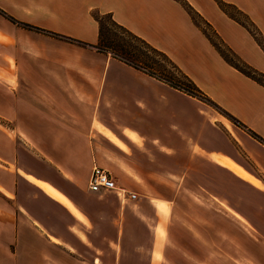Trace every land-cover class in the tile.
I'll use <instances>...</instances> for the list:
<instances>
[{"label":"crops","instance_id":"crops-1","mask_svg":"<svg viewBox=\"0 0 264 264\" xmlns=\"http://www.w3.org/2000/svg\"><path fill=\"white\" fill-rule=\"evenodd\" d=\"M224 1L264 14V0ZM183 12L176 0H0V264H165L167 241L186 252L202 229L223 231L179 207L185 192H223L228 244L264 264V85L233 66L226 82L185 72L194 96L97 48L96 15L159 48L185 39L176 24L193 31ZM94 164L140 197L91 192Z\"/></svg>","mask_w":264,"mask_h":264},{"label":"rangeland","instance_id":"rangeland-1","mask_svg":"<svg viewBox=\"0 0 264 264\" xmlns=\"http://www.w3.org/2000/svg\"><path fill=\"white\" fill-rule=\"evenodd\" d=\"M176 1L182 5L184 12L182 15L176 14L175 20L188 19L192 24L193 31L187 28L188 25L184 26L178 23L176 24L177 27L174 28V33L184 36L185 39L183 41L180 40L177 43L161 42L162 44L159 45V48L151 46L163 52L180 73L188 77L185 73L187 72L199 83H201L200 79L204 77V72L214 74L215 79H220L224 82L230 81V76L225 67L229 70V67L232 65L225 62L224 57L214 43L226 52L230 50V55L237 62L248 65L258 73H260L259 69L264 70L263 13L258 11H244L224 0H208V2L193 0V5L188 3L187 0ZM104 23L106 27H109V21L107 19H104ZM219 57L222 60V64L218 59ZM190 80L192 79L190 78ZM229 167L235 170L239 176L255 182L242 169L230 162ZM136 194V199H138L140 197L139 194L142 193ZM183 195L186 198H183ZM160 196L165 199L168 196H172V193H163ZM213 196L214 201L208 203L205 193L185 192L182 193L179 207L185 211H192L193 208H196L201 214H205V212L207 215H209L208 212L213 213L211 214L213 222L216 223L217 227L221 226L223 231H218L212 235L213 238H210L209 234L202 229L200 238L197 241L198 247L196 246L195 250L192 248L186 252L178 250L171 241H167L168 247L174 253L169 258L162 257L163 263L241 264L257 262L255 259H250L251 257L234 254L236 251L228 244V233H225L228 231L229 226L227 221L228 200L223 192L214 193ZM173 198H175L174 194ZM176 202L174 200L172 203H168V201L165 203V205L169 206L168 214L173 211L175 215L177 212ZM180 213L181 215H184V213L187 215V212ZM174 221H178V219L175 218ZM179 224L180 226L177 224L178 227L188 226L190 231L193 232L192 227L189 224L186 225L182 219ZM169 225L174 226V224ZM226 228L227 230H225ZM232 235L237 236L236 233H232Z\"/></svg>","mask_w":264,"mask_h":264},{"label":"trees","instance_id":"trees-1","mask_svg":"<svg viewBox=\"0 0 264 264\" xmlns=\"http://www.w3.org/2000/svg\"><path fill=\"white\" fill-rule=\"evenodd\" d=\"M95 17L98 22L97 48L99 50L110 52L113 57L187 94L200 96L199 89L186 75L180 73L163 52L116 23L110 14ZM104 19L109 21V27H106ZM214 44L228 63L250 78L264 84L263 74L256 72L248 65L237 62L230 55V50L226 52L219 45Z\"/></svg>","mask_w":264,"mask_h":264},{"label":"built area","instance_id":"built-area-1","mask_svg":"<svg viewBox=\"0 0 264 264\" xmlns=\"http://www.w3.org/2000/svg\"><path fill=\"white\" fill-rule=\"evenodd\" d=\"M88 189L95 193L115 190L118 191L122 198L135 199L137 197L136 193L127 192L124 189L118 187L109 173L96 164L92 166L89 174Z\"/></svg>","mask_w":264,"mask_h":264},{"label":"bare ground","instance_id":"bare-ground-1","mask_svg":"<svg viewBox=\"0 0 264 264\" xmlns=\"http://www.w3.org/2000/svg\"><path fill=\"white\" fill-rule=\"evenodd\" d=\"M53 196H56V195L53 194ZM57 198H59V196H57Z\"/></svg>","mask_w":264,"mask_h":264}]
</instances>
